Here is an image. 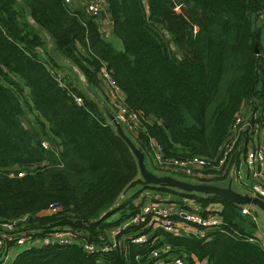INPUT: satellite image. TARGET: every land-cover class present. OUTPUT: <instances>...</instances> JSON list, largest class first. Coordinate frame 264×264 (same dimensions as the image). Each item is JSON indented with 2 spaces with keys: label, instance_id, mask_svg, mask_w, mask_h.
<instances>
[{
  "label": "trees",
  "instance_id": "obj_1",
  "mask_svg": "<svg viewBox=\"0 0 264 264\" xmlns=\"http://www.w3.org/2000/svg\"><path fill=\"white\" fill-rule=\"evenodd\" d=\"M20 1L34 25L17 0H0V232L7 222L34 236L61 228L96 246L138 208L127 198L100 217L136 175L134 159L74 79L56 77L60 64L35 25L102 100L97 70L104 65L136 116L131 132L147 156L153 140L164 159H217L239 109L264 108V0H105L120 48L102 36L97 16L62 0ZM29 114L32 125H22ZM213 198L222 221L206 237L158 230L143 243L124 237L146 233L142 223L120 230L106 252L40 244L24 246L7 264H150L147 253L160 243L186 264H264L251 215Z\"/></svg>",
  "mask_w": 264,
  "mask_h": 264
},
{
  "label": "built area",
  "instance_id": "obj_2",
  "mask_svg": "<svg viewBox=\"0 0 264 264\" xmlns=\"http://www.w3.org/2000/svg\"><path fill=\"white\" fill-rule=\"evenodd\" d=\"M62 1L68 4L70 0ZM104 9H106L105 0H85L82 8L83 12L91 17H98L104 12ZM259 24L264 32V14L259 16ZM56 77L60 79L59 75ZM97 77L104 97L103 101L113 117L128 132H131L137 125L136 116L123 105L122 93L103 64L98 67ZM74 101L76 104L81 103L78 96L74 97ZM261 120H264V108L253 110L246 107L240 108L229 127L227 139L223 142L222 152L217 159L215 157L207 159L196 155L185 158L164 159L160 147L153 140L149 143L148 158L157 169L188 178L202 176V172L210 178L227 177L228 174H231L234 180L241 183L251 194L264 200V127ZM40 145L44 149L51 147L48 140H42ZM16 175L20 176L21 172H17ZM147 190L150 189L142 191L147 192ZM144 195H147V193L139 194L140 197ZM161 195L154 192L150 196L151 199H154L151 202L137 204L136 201V203H133L138 207L137 212L128 217L121 225L111 229L107 241L96 246L80 241V238H77L78 232L57 228L42 236H34L33 231L23 230L15 226L14 222L2 223L4 231L0 232V264H3L7 259L11 247L16 245L29 247L40 244L78 243L86 252H106L116 246V236L120 230L126 226L142 223L147 228L146 233L140 234L138 231H131L125 234L124 237L132 243H143L156 229L168 232L186 231L184 225H187L189 230L183 232L186 235L206 237L211 231L219 228L220 219L216 218L213 213L194 211V205L190 198L191 204L188 202L190 210L178 209L171 212L165 208H159L160 204H168L169 202ZM51 210H54V208H51ZM240 213L248 214V211L246 208H240ZM122 237L123 235L120 238ZM161 253L163 251L160 248H152L147 253V261L150 264H158L159 262L186 264L182 257L173 256L168 259V257H159Z\"/></svg>",
  "mask_w": 264,
  "mask_h": 264
},
{
  "label": "water",
  "instance_id": "obj_3",
  "mask_svg": "<svg viewBox=\"0 0 264 264\" xmlns=\"http://www.w3.org/2000/svg\"><path fill=\"white\" fill-rule=\"evenodd\" d=\"M17 1L23 8L29 21L33 24L28 16V11L23 2L20 0ZM104 13L110 17V13L107 8L104 9ZM35 26L44 35L46 42V52L48 56L52 60L58 62L60 65H67L71 69L80 84L81 91L88 98L95 102V104L103 114L106 123L113 129L114 133L126 144L134 159L136 166V175L122 188L112 204L100 215V217L103 216L106 212L119 207L121 202L125 200V194L127 195V191L134 185H139V187L137 190L133 191L131 197L144 189H165L172 194L185 196L193 195L192 193H202V196H200L202 198H205L208 195H217L219 199L225 202L232 203L237 207L248 208L255 212V210L251 207L254 206L258 210H260L261 215L264 217V200L247 191H238L236 189H233L231 185L233 184V181L235 182V180L231 174H228L225 180L220 181L223 182L222 184H218L214 181L207 182L194 180L193 178L186 179L188 177H179V175H175L167 171H153L149 166H147L145 160L148 156L142 149V147L138 144L136 138L113 117L105 102L98 96L95 90L89 87L81 70L68 58L58 56L51 46L48 35L42 30L40 26Z\"/></svg>",
  "mask_w": 264,
  "mask_h": 264
},
{
  "label": "crops",
  "instance_id": "obj_4",
  "mask_svg": "<svg viewBox=\"0 0 264 264\" xmlns=\"http://www.w3.org/2000/svg\"><path fill=\"white\" fill-rule=\"evenodd\" d=\"M84 1L85 0H70L69 3H68V6H70L72 9L82 10ZM98 19H99V22H100L99 23L100 24V29H101L100 31L102 32V36H104V38L106 39V37L108 35L109 36L112 35L111 29H110V17L107 16L103 12L101 15L98 16ZM112 36L114 37V35H112ZM110 39L114 40V38H110ZM115 40H118V39L115 37ZM116 48H119V46L116 47ZM99 94L103 97L102 93H99ZM20 122L24 126H28L30 124L32 125V120L30 118V115L23 116L22 118H20ZM208 178H209V180H203V179H200V177L193 178V179L194 180H199V181L211 182V181H217V180L223 181V180H225L226 177H221V178H210V177H208ZM235 183H237L240 186H242L243 188H245L241 183H239L237 181H235ZM245 191L249 192L246 188H245ZM144 192L146 193V191H142V190L139 191L137 193V195L135 194L136 196L135 195L133 196L134 197L133 200L130 199V201L132 203H136V201H137L138 202L137 204H139L140 202L141 203H149V202H151L152 200H151L150 196H145V195L142 196V197L139 196L140 193H144ZM173 196H178L176 199H169L168 198V201H169L168 204L173 203V205L170 206V205H167V204H160L161 206H159V208H165V209H167V210H169L171 212H173L175 210H178V209H180V210L189 209L190 210L189 205L191 204V202H190V204L189 203L188 204H183L182 203V198H188V199L190 198V199H192V204L194 205L193 206L194 207V211H197V212H200V213H206V212L210 213V214L213 213L215 215L218 214L220 221H222V217H221V214H220V211H221V208H222V204H221V202L219 200H216L214 198L212 199V197L217 196V195H208L205 198L195 197L193 195L185 196V195H175V194H173ZM199 198L200 199H209V200L205 201V202L198 201ZM171 200H173V201H171ZM206 208H207V210H206ZM238 208H239V212H240V208L241 207H238ZM246 209L248 211V214L251 215V218L255 222V212L252 211L251 209H248V208H246ZM122 223L123 222H121L119 225H121ZM255 224H256V222H255ZM119 225H117V226H119ZM184 227H186V231L179 230L178 232H176V231L168 232V231H164V230H161V229H156V230L162 231V232H165V233H169V234H172V235L187 236L183 232H187L188 227H187V225H184ZM259 231H261V230L258 229L257 226H256V229L253 231L252 236L255 237L258 240V242L261 244V246L264 248V242L261 240V238L258 235ZM165 245L166 244L160 243V245L157 247V248H160L163 251V253H161L159 255V257H168V259H170L173 256H177L176 254H173L172 252H170L169 248L167 246L165 247ZM20 250L15 248L14 250L11 251V249H10L7 259H9V261H10L11 258ZM157 261H158V259H157ZM158 264H165V263L164 262L163 263L159 262ZM193 264H206V260H205V258L198 259Z\"/></svg>",
  "mask_w": 264,
  "mask_h": 264
},
{
  "label": "rangeland",
  "instance_id": "obj_5",
  "mask_svg": "<svg viewBox=\"0 0 264 264\" xmlns=\"http://www.w3.org/2000/svg\"><path fill=\"white\" fill-rule=\"evenodd\" d=\"M101 30V29H100ZM113 35V34H112ZM107 36L106 37V40L108 41V42H110L111 43V45L113 46V47H118L119 46V48H120V44H119V41L118 40H115V37H113V36ZM110 38H114V40L112 39H110ZM260 39H261V42L264 44V32H262L261 34H260ZM118 41V42H117ZM59 70L55 73L56 74V76H60V75H66V74H69V76L71 77V78H73L74 79V82H75V86L77 87V89H79L80 91H81V88H80V84H79V82H78V80H77V78H76V76L73 74V72L71 71V69L67 66V65H63V64H61L60 66H59V68H58ZM30 115V114H29ZM30 118H31V120L33 119L32 118V116L30 115ZM133 136H135L132 132H130ZM145 162H146V164H147V166H149L153 171L155 170V171H160L159 169H157V167H155V166H153L152 165V161L151 160H149L148 159V157L146 158V160H145ZM179 177H183V176H179ZM186 179H189V178H186ZM214 182H216V183H218V184H222L223 182H220L219 180H217V181H214ZM220 182V183H219ZM232 186V188L233 189H236V190H238V191H245V188H243L242 186H240L239 184H237V183H235L234 181H233V184L231 185ZM138 187H139V185H134L133 187H131L128 191H127V195L125 194V199L126 198H130V199H132L133 200V198L134 197H131L132 195V193H133V191L134 190H137L138 189ZM153 190H157V189H153ZM145 193V192H144ZM147 195H145V196H151L153 193H154V191H151V190H147ZM193 194V196H195V197H200V196H202L201 194L202 193H192ZM137 195V194H136ZM135 195V196H136ZM161 195V194H160ZM161 197H163V198H165L166 200H168V198L169 199H176L178 196H173V194H162L161 195ZM188 202H190V200L188 199V198H182V203L183 204H187ZM167 205H173V203H170V204H167ZM254 210H255V222H256V226H257V228L258 229H260L261 231H259V237L261 238V240L264 242V217L261 215V213H260V210H258L256 207H254V206H251ZM118 215H119V213L118 212H114V213H111L109 216H108V220H114L115 218H117L118 217ZM215 217L216 218H219V216H218V214H216L215 215ZM22 249V248H24V246H21V245H16V246H14V247H12L11 248V251L12 250H14V249ZM8 261H9V259H6L5 261H4V263L3 264H7L8 263Z\"/></svg>",
  "mask_w": 264,
  "mask_h": 264
}]
</instances>
